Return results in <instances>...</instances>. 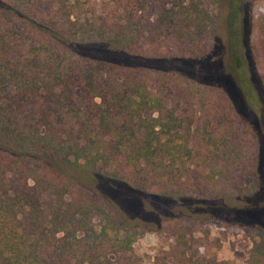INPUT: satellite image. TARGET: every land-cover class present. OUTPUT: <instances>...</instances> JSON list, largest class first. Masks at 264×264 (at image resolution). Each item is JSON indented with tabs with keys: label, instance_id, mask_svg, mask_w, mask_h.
<instances>
[{
	"label": "trees",
	"instance_id": "obj_1",
	"mask_svg": "<svg viewBox=\"0 0 264 264\" xmlns=\"http://www.w3.org/2000/svg\"><path fill=\"white\" fill-rule=\"evenodd\" d=\"M263 3L244 46L264 89ZM84 5L0 0V264H144L112 184L203 212L159 220L150 264H230L201 254L208 219L246 225V264H264L259 134L219 85L163 66L201 56L218 0Z\"/></svg>",
	"mask_w": 264,
	"mask_h": 264
},
{
	"label": "rangeland",
	"instance_id": "obj_2",
	"mask_svg": "<svg viewBox=\"0 0 264 264\" xmlns=\"http://www.w3.org/2000/svg\"><path fill=\"white\" fill-rule=\"evenodd\" d=\"M80 1L85 4L84 10L92 11L94 8L97 12L105 0ZM254 1L218 0L216 30L208 39L201 56L194 61H164L163 66H174L190 72L204 82L219 85L232 99L239 115L256 129L261 141L262 193L252 200L253 203L264 204V89L257 81L253 64L244 46L250 34ZM261 7L264 10V3ZM93 52L103 51L101 48H95ZM237 57L251 76V92L242 84V69L238 67V61L235 59ZM100 189L127 213L133 223L146 228L145 235L134 245L135 252L144 264H150L154 255L159 250L167 249L171 242L167 235L157 232L159 220L203 214L196 206L197 201L192 205L170 203L156 197L134 194L127 187L117 184L102 186ZM253 219L264 224V214L255 215ZM202 223L197 230L198 236L203 240L201 254L220 257L230 264H246L252 246L246 225L233 220L225 223L216 219H208Z\"/></svg>",
	"mask_w": 264,
	"mask_h": 264
}]
</instances>
